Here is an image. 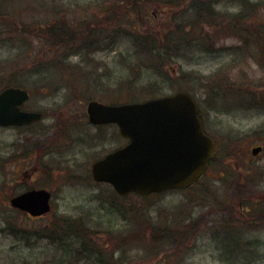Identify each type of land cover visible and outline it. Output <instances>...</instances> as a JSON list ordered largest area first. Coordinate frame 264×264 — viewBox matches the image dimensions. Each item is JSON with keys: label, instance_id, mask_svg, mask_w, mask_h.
Wrapping results in <instances>:
<instances>
[{"label": "rangeland", "instance_id": "1", "mask_svg": "<svg viewBox=\"0 0 264 264\" xmlns=\"http://www.w3.org/2000/svg\"><path fill=\"white\" fill-rule=\"evenodd\" d=\"M46 1L51 0H0V4L10 10L9 14L7 9L0 13V36L8 34L7 31L3 33V30L9 29L8 26L11 25L13 34H16L14 27L18 29L25 24L18 23L23 21L20 18L32 24L26 44L17 40L6 41V38L0 37V89L24 82L21 86L32 94L24 108L45 113L44 119L30 127V130L24 127H0V199L10 204V197L27 187H45L54 196L52 213L39 220L29 218L9 204L0 206V220L10 216L19 228L25 229L17 234L4 225L0 226V264H96V257L88 256L89 251L83 254L77 252L85 244L76 237L67 239L64 246L36 236L34 230L55 223V212L75 220L88 213L94 222H100L95 228L98 232L93 234L89 245H108L104 251L113 254L111 260L116 264H264V217H253L254 212L250 213V217L244 210L249 205L264 209V152L256 155L251 153L255 146L264 144L263 107L250 110H235L232 107L230 111H225L222 101L211 92L207 93L209 99L203 103L202 112L204 129L217 141H221L222 148L226 142H231L233 153L214 163L192 190L170 192L161 198L155 195L145 205L146 201L139 197L124 200L117 198L110 192V185L95 183L89 177L95 160L126 145V141L122 140L124 138L119 135L115 126L104 128L105 126L88 122L83 115L87 100L70 95L71 87L67 80L70 79L69 71L62 69L56 73L55 68L50 67L42 74L33 72L38 63H48L56 55L55 52H59L58 56L65 57L72 51L82 49L83 44L79 39L74 40L76 37L72 34L80 35L84 32V25L92 26L97 36H103V29L110 36L111 25H117V32L122 33V36L114 35L116 32L110 36L111 39L113 35L117 38L114 51H109L104 44L100 45L102 48L96 54L90 55L83 48L84 50L71 55L68 62L78 68L94 66L97 76H114L115 81L109 80L106 85L92 83L89 86L102 90L99 91V100L108 103L133 101L125 88L116 87L119 76L123 75L125 78L130 74L126 63L129 56H125L128 49H131L127 35L135 32L134 29L158 37L168 29L175 31L174 21L180 17L179 11L186 7V3L178 2L173 6L167 4L169 0H144L138 7H133L136 11L121 5L107 11L103 6L95 5V0H52V4H47ZM251 1L248 0L250 5H247V0L212 3L213 10L220 12L218 15L221 16L218 25L222 27V32L216 40L218 47L204 53H188L186 58L171 61L168 69L175 80L179 81V85L176 82L175 86H171L167 81L162 92L156 95L189 89L199 98H205L203 87L211 88L218 82L216 78L207 82L211 76L220 78L222 86L235 90L264 85L263 67L251 57L248 48L243 54L236 52L240 39L232 30L235 25L233 15L243 5L249 10ZM40 2H45V5L38 9ZM61 6L63 9L58 12L59 17L69 23L75 20L76 24L72 25L77 27H68L69 33L61 38V43L50 47L49 43L38 39L34 33H44L37 29L38 24L50 23L57 16L52 11ZM258 11L249 18L252 25L264 23V4L260 5ZM218 15L209 13L207 20L210 21L206 25L213 28ZM122 17L124 20H120ZM215 31L213 33L217 37ZM85 32L88 33V30ZM97 36L86 34L85 38L92 40ZM48 37L50 41L51 36ZM82 57H86L83 59L84 63ZM16 68L21 73L15 78L13 70ZM74 71L77 77H81L79 69ZM149 75L146 71L145 76ZM106 80L104 78L103 82ZM55 82H58L57 85ZM221 91L223 92L222 89ZM213 97L216 102H213ZM211 103L218 107L212 110ZM67 127L70 133H67ZM48 150L52 152L48 153ZM103 197L125 204L127 211L122 215L116 207L106 204ZM241 198L242 203L239 201ZM250 199L255 200V204L250 203ZM139 206L143 211L145 208L151 213H143L147 218L134 216L135 222L132 223L133 213L130 212ZM176 207L179 213H188L193 221L189 225V239L185 244H180L181 241L170 244V239L166 240L169 244L161 241L157 248H153L146 243V238L139 240L129 234V230L134 232L139 228V235L144 237L152 224V217L158 222V218L169 217L171 210ZM251 221L253 222L245 224ZM64 249H68L66 255Z\"/></svg>", "mask_w": 264, "mask_h": 264}, {"label": "trees", "instance_id": "2", "mask_svg": "<svg viewBox=\"0 0 264 264\" xmlns=\"http://www.w3.org/2000/svg\"><path fill=\"white\" fill-rule=\"evenodd\" d=\"M143 1L144 0H95L94 3L95 5L103 6L107 11L119 5L124 7L128 6L130 10L136 11V9H134L133 7H138ZM178 2H182V4L186 3V7L183 8V10L179 11L180 17L175 19L174 21V27L176 29L175 31H170V29H168L164 32V34L158 37L154 34L151 35L149 32H145V34H143L144 32L134 29L135 32L129 33L127 35L128 39L130 40L129 46L131 47V49H128V52L125 51V56H129L126 63L127 69H130V74H127L125 78L123 75L119 76L118 80L116 81V87L125 88V90L131 94V98L133 101L139 100L144 97L150 98L157 96L156 94L162 92V87L167 81L171 86H175L174 84L176 82L179 85V81H177V79L175 80V76H172L171 70L168 69L169 63H171V61H175L177 58L188 57V53H204L210 49H213L216 46V40L220 38L222 27L219 26L218 23L221 21V19H218L216 21V24H214L215 26L213 28H210L208 25H206V23L210 21L207 20L209 13L217 15L220 14V12L217 11L216 13L213 10L212 0H169L167 4H172L173 6H175L176 4H178ZM44 3L45 2L38 3V9H41L45 5ZM46 3L52 4L53 2L51 0L50 2L46 1ZM261 4H264V0L252 2L251 8L249 10H246L245 5H243V7L233 15V23H235V25H233L232 30H234V32L240 39V42L237 44L236 52L243 54L245 53L246 48H248L249 53L252 55L251 57H254L264 69V23L252 25L253 22L251 23V20L249 19L259 12L258 8ZM247 5H250V3H247ZM5 9L8 10L9 14L10 10L1 3L0 13ZM62 9L63 7L61 6V8H56L55 10H53L54 12L52 11V13L57 14V16H55L50 23L38 24L37 29L40 31H44V33H34L38 36V39L42 40L43 42L49 43L50 47H52V44L57 46L61 43V38L65 34L69 33L68 27L71 29H73V27H77L75 25H72L76 24L75 20L69 23L65 22L61 19V17H59L58 12ZM136 16L139 15L137 14ZM218 17H220V15H218ZM20 19H23V21L21 20L18 23L25 24L21 25L18 29L14 27V32L16 34H13V26L11 25L8 26L9 29L3 30V33L7 31L8 34H3L0 37L6 38V41L14 42L15 40H17L20 43L26 44L28 42L27 37L29 36L27 35L28 30L30 29V25L32 24L25 22L26 19L24 18ZM120 20H124V18L122 17L120 18ZM111 26V35L113 32H116L114 35L122 36V33L117 32V25ZM16 27H18V25ZM82 28L84 32H82L80 35L76 36L75 34H72V36L76 37L74 40L79 39L80 43L83 44V48L85 50L83 48L80 50H84V52L91 55L92 53L94 54L95 52H98V49L102 48L100 45L104 44L109 51L115 50L117 38H114V35L112 36V39L110 38L111 35L107 36L106 29H103L102 31L103 36H97L92 26L84 25V27ZM215 29H217V31H215ZM86 30H88V33L85 32ZM214 31L218 35L217 37L214 36ZM92 33L97 37L92 40H88V38H85L86 34L93 35ZM0 34H2L1 31ZM48 35L51 36L50 41ZM224 35L227 36L226 34ZM80 50L72 51L71 53L66 54L65 57H62L61 55L58 56L57 53L59 52H55L56 55L53 56L48 63H38L33 72L34 74H42L43 71H46L50 67L55 68L56 73H58L59 70L67 69L69 71L68 76L70 79L67 80L70 82L69 85L71 87V96L74 95L75 98H84V100L87 101L98 99V96L100 95L99 91L102 90H96L89 86L92 85V83L102 86L104 84L106 85L108 84L109 80L115 81L114 76L105 77L101 74H98L97 76L94 71V66L78 68L77 65L68 62L71 55L80 52ZM79 54L81 55L82 53ZM85 58L86 57H82V63H84L83 59ZM122 60L124 61V58ZM18 68L13 70L15 78L17 77V74L21 73ZM77 69L80 70L81 77H77V75H75L74 70ZM146 71L150 73L149 77L145 76ZM54 75L55 74H51V76ZM104 78H107L105 83L103 82ZM212 78H216L218 82L213 85L214 87H203L205 98H199L200 104L203 105L208 97L207 93L211 92L213 96H215V98L222 101L221 104L222 106L224 105L225 111H230V108L232 107H235V110H250L255 107L264 108V90H262L261 92H257V90L251 88L243 91H236L233 88L230 89L228 86H222V81H220V78L218 77L211 76L207 82H209ZM56 83L58 82H55V84ZM20 84H24V82H21ZM221 89L224 93L221 91ZM262 89H264V87H262ZM187 90L189 91V89ZM258 94H260L261 96L259 97ZM215 98L213 97V102H216ZM87 101L85 102V104L87 103ZM210 105L213 104L211 103ZM213 106H210V108L216 109L215 107H218L216 105ZM83 115L84 117H87L86 106ZM66 131L67 133H70V131H68V127L66 128ZM48 151V153L52 152L51 150ZM232 153L233 149L231 147V142H226L224 148L221 147L220 149L219 158L217 160L215 159V161L217 162L225 157H230ZM1 183L3 182L1 181ZM1 186L2 185L0 184V187ZM1 193L2 190H0V194ZM17 193L18 191L15 192V194ZM240 196L245 197V195ZM151 198L152 196L140 197V199L146 201L145 205L150 203L149 201ZM242 199L243 198L239 199V201H243ZM250 203L255 204V200L250 199ZM5 204L7 205L9 203H7L6 200L0 199V206L3 207V205ZM110 206L116 207L119 211H121V214L127 211V206H125V204L123 203L118 204L116 202H111ZM144 210L145 211H143L139 206L135 211L130 212L133 213L131 217L132 223L135 222V218H133L134 216H139L138 218H147V215H143V213L150 214L151 212L145 208ZM246 211L249 214H253L254 212V215L251 214L253 217H264V209L251 207L249 205V208L246 209ZM55 215L56 221L53 225L46 224L41 228L34 230L38 238L45 237L46 239L51 240L53 243L60 245L61 238L63 244L67 239L76 237L85 244L84 248L82 247L80 250H77L79 254H83L89 251L90 253H88V256L94 255L96 257V264H116L114 260H111L113 254L110 255L109 253L104 251V249L108 245H105L104 247H100L98 245L90 247L89 245L90 243H92L91 239L94 232H98L95 228L100 225V222H94L92 217H90V214L88 213H85L84 216L80 217L78 220L69 218V216L66 215ZM252 222L253 221L247 222L245 224H249ZM16 224L17 222L10 216H7L6 218L0 220V226H6V228H8V230H10L12 233L18 234L19 231H25V229H23L22 227L19 228V225L17 224V226ZM191 224H193V221L191 220L190 215H181L178 208L176 207L171 210L169 217L165 219L158 218V222L156 220L154 221L152 217V224L148 228L144 237H142V235H139V228L135 229L134 232H132V230H129V234L131 235V237H136V239L139 238V240H143V238H146V243L151 244V247L153 248H157L156 246L158 242L162 241L168 243L166 240L170 239H172V242L170 244H173L176 241L178 243H180L181 241L180 244H185L189 239V235L187 234L189 233V225ZM106 231L109 233V230ZM183 238L185 239L181 240ZM75 244L76 243H74V245Z\"/></svg>", "mask_w": 264, "mask_h": 264}, {"label": "water", "instance_id": "3", "mask_svg": "<svg viewBox=\"0 0 264 264\" xmlns=\"http://www.w3.org/2000/svg\"><path fill=\"white\" fill-rule=\"evenodd\" d=\"M27 90L9 86L0 91V124L22 125L42 118L40 111L22 110ZM93 123L116 122L130 142L93 164L98 181L111 182L121 194H147L185 188L206 170L217 152L212 137L204 133L199 107L186 91L143 102L110 105L88 103ZM262 147H256L255 154ZM51 193L46 189L25 191L11 205L32 215L50 210Z\"/></svg>", "mask_w": 264, "mask_h": 264}, {"label": "flooded vegetation", "instance_id": "4", "mask_svg": "<svg viewBox=\"0 0 264 264\" xmlns=\"http://www.w3.org/2000/svg\"><path fill=\"white\" fill-rule=\"evenodd\" d=\"M221 1H223V0H212V2H213V4H218V3H220ZM218 19H221V16L220 17H218ZM213 40V39H212ZM215 44H217V42H215ZM102 126V125H101ZM32 174H35V172H33ZM95 183H97V182H95ZM98 184H101V183H98ZM112 193H114V191L112 192ZM115 194V193H114ZM110 198L109 197H103V201H107V200H109Z\"/></svg>", "mask_w": 264, "mask_h": 264}]
</instances>
